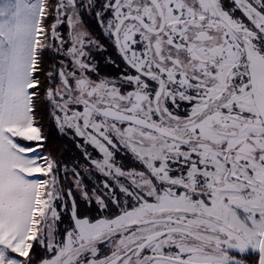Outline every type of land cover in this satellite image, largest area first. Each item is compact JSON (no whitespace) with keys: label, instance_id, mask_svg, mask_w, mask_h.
Masks as SVG:
<instances>
[{"label":"snow or ice","instance_id":"6c2138e0","mask_svg":"<svg viewBox=\"0 0 264 264\" xmlns=\"http://www.w3.org/2000/svg\"><path fill=\"white\" fill-rule=\"evenodd\" d=\"M41 102L115 181L116 212L74 168L97 206L79 212L40 151ZM120 146L142 170L117 166ZM0 264H264V0H0Z\"/></svg>","mask_w":264,"mask_h":264},{"label":"flooded vegetation","instance_id":"af4514ba","mask_svg":"<svg viewBox=\"0 0 264 264\" xmlns=\"http://www.w3.org/2000/svg\"><path fill=\"white\" fill-rule=\"evenodd\" d=\"M237 15H240V13H237ZM82 19L84 24L91 31L92 36L94 38H97L107 48V51H92V57L98 62V70L100 76H109L113 78L116 77L124 69V63L122 59L117 54L114 46L104 36L102 29L98 25L97 21L89 14L83 15ZM63 31L66 33L67 28L64 27ZM106 57H111L113 60H115L116 65L118 66L113 65L112 63H106ZM95 78V75H93V79ZM63 138H65L64 140L66 142H69L73 145V151L67 150L59 159L58 163L61 166L60 182L65 186V190H67L68 187H71L73 189V195L77 201L79 212L83 213L87 211L92 218H95L97 206L95 205L94 201L91 206H89L87 202L82 199L80 191L76 190L75 188V179L72 175V169L75 168L81 173V179L83 181V184L85 185L86 190H88L90 193L95 192L96 194L104 196V193L108 190L103 188V184L104 182H108L112 185L117 197L123 199V194L119 192L115 181H113L110 177H105L104 175H102L99 171L95 169L94 165L91 164L90 160L85 157L84 149L79 146L83 145V140L81 138H74V135L71 130H69L68 134L64 135ZM85 147L87 148L88 152L91 153L92 157H95L97 159L102 158L98 150L94 149L91 145H86ZM114 160L117 166H120L125 170H142L143 168V166L133 157V155L122 146L119 147V150L115 151ZM65 166L68 169L67 171L64 170ZM119 179L122 182L125 180V178L123 177ZM104 198L106 199V201H108L112 212H116L117 210L113 205H111V201L108 199V197L104 196ZM67 199L68 209L69 207H71L72 198L69 197ZM59 203L60 202L57 201V204ZM65 216H68L67 211H63L62 219L59 222L60 225H63L62 221L65 219Z\"/></svg>","mask_w":264,"mask_h":264},{"label":"trees","instance_id":"16d2710c","mask_svg":"<svg viewBox=\"0 0 264 264\" xmlns=\"http://www.w3.org/2000/svg\"><path fill=\"white\" fill-rule=\"evenodd\" d=\"M37 109L40 116L39 122L43 127L44 134L48 137L47 141L45 142V147L40 149V151L44 154H51V156H53L56 159V161L59 162L60 157L67 150L73 151V145L64 140L65 139L63 138L64 135L61 134L58 131V129L55 127V124L48 115L47 107L42 102L38 103ZM34 251L37 254V259H39L40 256L45 255L44 251L35 244H34Z\"/></svg>","mask_w":264,"mask_h":264},{"label":"rangeland","instance_id":"374dc122","mask_svg":"<svg viewBox=\"0 0 264 264\" xmlns=\"http://www.w3.org/2000/svg\"><path fill=\"white\" fill-rule=\"evenodd\" d=\"M58 210L61 211V213H63V211L64 212L67 211L68 216H65V219L62 221L63 225H60V223H59L60 230H63L66 226H68L71 223V221H70V207L68 209L60 208Z\"/></svg>","mask_w":264,"mask_h":264}]
</instances>
